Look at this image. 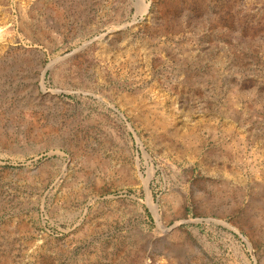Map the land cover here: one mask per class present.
Masks as SVG:
<instances>
[{
    "label": "rangeland",
    "instance_id": "374dc122",
    "mask_svg": "<svg viewBox=\"0 0 264 264\" xmlns=\"http://www.w3.org/2000/svg\"><path fill=\"white\" fill-rule=\"evenodd\" d=\"M0 264H264V0H0Z\"/></svg>",
    "mask_w": 264,
    "mask_h": 264
}]
</instances>
